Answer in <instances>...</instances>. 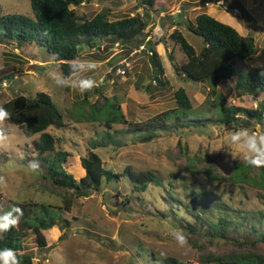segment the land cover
<instances>
[{
	"label": "rangeland",
	"instance_id": "obj_1",
	"mask_svg": "<svg viewBox=\"0 0 264 264\" xmlns=\"http://www.w3.org/2000/svg\"><path fill=\"white\" fill-rule=\"evenodd\" d=\"M236 2L252 17L254 25L248 24L240 10L234 9ZM0 7L3 14L32 17L30 0H0ZM72 8L77 14L89 16L107 10L112 19L145 13L136 0H91ZM201 12L216 15L219 21L234 27L240 34L255 39L256 54L238 63V69L246 71L262 66L264 0H157L155 9L145 16L150 28L135 43L147 40V36L158 40L164 35L163 45L157 48L160 83L153 82L152 60L140 52L141 48L136 54H127L125 47L118 43L117 47L113 45L94 59L86 47H79V59L96 63L95 69L79 74L96 81L93 89L82 93L57 84L56 80L63 77L62 72L45 48L23 51L16 49L14 43L0 44V105L19 95L28 98H33L37 92L50 95L66 124L64 128L49 129L62 138L55 150L69 153L63 166L76 181L85 173L80 156L92 150L91 143L101 141L100 137L105 134L103 124L82 119L87 104L75 103L84 96L90 103H103L104 98L108 103L118 102L127 121L144 122L175 107L173 94L184 88L195 110L209 109V115L199 120L215 119V106L206 107L210 103L216 105L210 85L187 81L177 73L175 67L184 63L186 57L169 38L171 26L176 22L177 29L199 53L203 39L194 35L189 26L194 25L195 16ZM106 45L101 42L100 49ZM77 78L72 75L68 82ZM161 81L164 85H159ZM148 85L151 87L146 92ZM216 89L226 98L228 106L256 108L264 101L260 94L240 93L233 80L218 84ZM0 127L7 131V140L0 142V211L24 203V211L32 215L39 213L38 205L44 204L59 211L68 223L67 227H53L44 232L47 241L44 249L37 246L31 233L28 234L24 246L32 253L35 264H157L169 256L196 264L208 254H264L261 239L264 215L260 218L259 214L264 211V191L257 183H235L230 179L235 175V165H247L240 149L230 141V130L244 127L260 135L264 134V125L247 121L236 127L209 123L206 127L160 130L162 126H155L154 139L146 143L134 137L126 125H113L114 130L109 131L114 137L113 145L95 148L104 167L119 173L126 167L134 172L150 171L160 185L156 189L152 185L142 193L122 177L119 183L103 182L100 190L92 191L88 197H77L72 190L55 186L44 162L33 150V140L38 136L27 139L8 122ZM45 156L52 157L53 153ZM33 161L38 162L36 169L32 168ZM249 167L250 179H259L260 168ZM125 197H133V200L123 204ZM136 198L139 200H134ZM196 215L211 222L225 217L226 231L210 228L208 232V225L201 226ZM192 228L196 232H192ZM177 230L185 235L187 246L182 247L175 240L173 232Z\"/></svg>",
	"mask_w": 264,
	"mask_h": 264
},
{
	"label": "trees",
	"instance_id": "obj_2",
	"mask_svg": "<svg viewBox=\"0 0 264 264\" xmlns=\"http://www.w3.org/2000/svg\"><path fill=\"white\" fill-rule=\"evenodd\" d=\"M90 1L30 0L32 17L21 14H3L0 7V44L14 43L16 49L23 51H34L43 47L53 61L59 63L62 76L69 77L71 63L74 59L81 57L79 47H86L90 56L98 59L113 45L120 43L125 47L127 54H136L137 49L141 48L140 52L154 61L157 69L161 72L157 62L160 56L155 48L157 45L163 44L164 35L158 40L147 36V40L135 43L139 36L147 33L146 29L150 28L145 16L155 9L157 0H136L137 5L145 13L119 15L114 19L107 10L89 16L77 14L72 8L80 7L84 2ZM233 7L240 10L241 16H244L248 24L254 25V20L240 3L236 2ZM189 29L194 35L203 39V47L199 53H196L184 35L177 28L174 29L169 38L179 46L186 57V61L178 67L176 66L175 69L187 81L210 85V93L215 98L216 105L210 103L206 107L215 106V119L199 120L202 116L209 115V109H203L204 111L200 112L195 110L196 108L184 88H179L173 94L175 107L144 122L127 121L118 102L108 103V99L104 98L103 103H90L84 96L83 99L75 103L79 106L87 104L85 114H81L83 117L81 118L88 123H98L100 126L103 124L105 134L100 137L101 141L91 143L92 150H88L85 156H80V165L85 174L79 181H76L64 169L63 164L69 157V153L55 150L57 144L62 142V138L57 137L49 129L64 128L66 124L50 95L45 92H37L33 98L19 95L0 105L11 113V119L5 122L14 124L27 139L38 136L37 140H33V150L37 157L44 162L50 174L49 178L55 186L63 190H72L77 197H88L92 191H99L103 182L107 184L119 183L122 177L127 179L134 190L142 193H145L152 185L155 189L158 188L160 181L150 171L134 172L130 167H126L122 173H119L104 167L102 158L95 152V148L106 147L113 142L114 137L109 132L114 130L113 125H126L131 131L130 133L143 143L154 139L157 131L155 126H162L160 130L164 127L167 129L206 127L209 123L236 127L240 122L246 123L247 121L264 125V101L260 102L256 108L240 105L228 106L226 98L216 89L218 84L233 80L236 88L243 95L260 94L264 96V60L260 68L244 71L237 67L238 63L244 62L256 54L257 46L253 36H244L234 27L205 12L195 16L194 25L189 26ZM101 42H106L107 45L100 49ZM133 42L134 44H132ZM110 78L111 76H108V79ZM159 85H164V83L161 81ZM151 86L145 87L146 92H149ZM169 122L171 125H167ZM46 153H53V156L47 157ZM249 166V164L235 165V175L230 179L235 183H257L264 191V166H259V179H250ZM196 197H201V195H196ZM262 198L264 199V196ZM132 200L133 197H125L123 204ZM64 201L66 204L69 203L66 199ZM11 206L7 210H10ZM15 206L23 210V216L10 231L0 234V247L15 249L22 264H35L32 253L28 252L24 246V240L28 234L31 233L35 237L37 246L44 249L47 247L44 232L53 227H67L68 223L59 211H53L44 204L38 205L39 213L32 215H28L24 211L26 207L24 203ZM65 210L69 211V207H66ZM259 214L262 218L264 211ZM204 215H206L205 212ZM60 221L64 223L62 226L59 224ZM196 221L201 226L207 224L208 232L212 229L224 233L228 224L225 217L211 222L201 215H196ZM191 231L196 232L194 228ZM261 239L264 241V233H262ZM157 264L188 263L169 256ZM196 264H264V254L256 252L242 255L230 253L214 256L208 254L202 256Z\"/></svg>",
	"mask_w": 264,
	"mask_h": 264
},
{
	"label": "clouds",
	"instance_id": "obj_3",
	"mask_svg": "<svg viewBox=\"0 0 264 264\" xmlns=\"http://www.w3.org/2000/svg\"><path fill=\"white\" fill-rule=\"evenodd\" d=\"M94 61L74 59L70 65L69 76L76 75L78 78L68 82V76L57 79L58 85L78 89L86 92L96 86V81L91 77L79 75L95 69ZM11 119V113L0 106V125ZM7 140L6 128L0 127V142ZM230 141L240 149L243 160L252 166H264V134L257 135L248 128L239 127L230 130ZM38 162H32V168L36 169ZM23 216V210L18 206H11L10 210L0 211V234L7 233L16 226ZM173 236L180 246H187L188 241L182 231H174ZM0 264H22L15 249L0 247Z\"/></svg>",
	"mask_w": 264,
	"mask_h": 264
},
{
	"label": "water",
	"instance_id": "obj_4",
	"mask_svg": "<svg viewBox=\"0 0 264 264\" xmlns=\"http://www.w3.org/2000/svg\"><path fill=\"white\" fill-rule=\"evenodd\" d=\"M151 68H152V73H153V82L158 84L160 83V79H159V71L154 63V61L150 62Z\"/></svg>",
	"mask_w": 264,
	"mask_h": 264
},
{
	"label": "crops",
	"instance_id": "obj_5",
	"mask_svg": "<svg viewBox=\"0 0 264 264\" xmlns=\"http://www.w3.org/2000/svg\"><path fill=\"white\" fill-rule=\"evenodd\" d=\"M173 15V14H172ZM165 16V15H164ZM212 17H214L215 19H217V20H219V18L216 16V15H213ZM222 22V21H221ZM224 23V22H223ZM174 26H171L172 28V31L174 30V29H176L177 27H176V25H177V23L175 22L174 24H173ZM161 28V27H160ZM160 45H163V44H159V45H157L156 46V48H155V50H156V52H157V54L159 55V51H158V47L160 46ZM160 56V55H159ZM69 77H71V76H69ZM68 77V78H69ZM82 168V167H81ZM85 174V173H84Z\"/></svg>",
	"mask_w": 264,
	"mask_h": 264
},
{
	"label": "built area",
	"instance_id": "obj_6",
	"mask_svg": "<svg viewBox=\"0 0 264 264\" xmlns=\"http://www.w3.org/2000/svg\"><path fill=\"white\" fill-rule=\"evenodd\" d=\"M222 5V3H220ZM116 47L118 46V44L115 45ZM120 73L124 74L125 71L124 70H119Z\"/></svg>",
	"mask_w": 264,
	"mask_h": 264
}]
</instances>
